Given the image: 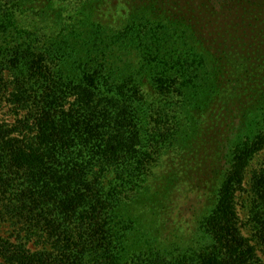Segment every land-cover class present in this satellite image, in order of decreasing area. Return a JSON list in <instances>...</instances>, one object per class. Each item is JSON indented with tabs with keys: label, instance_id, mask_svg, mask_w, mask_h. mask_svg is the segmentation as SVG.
Instances as JSON below:
<instances>
[{
	"label": "trees",
	"instance_id": "trees-1",
	"mask_svg": "<svg viewBox=\"0 0 264 264\" xmlns=\"http://www.w3.org/2000/svg\"><path fill=\"white\" fill-rule=\"evenodd\" d=\"M4 104L7 263L264 264V167L257 244L236 214L264 150V0H0ZM182 183L204 195L188 237L168 233Z\"/></svg>",
	"mask_w": 264,
	"mask_h": 264
},
{
	"label": "rangeland",
	"instance_id": "rangeland-1",
	"mask_svg": "<svg viewBox=\"0 0 264 264\" xmlns=\"http://www.w3.org/2000/svg\"><path fill=\"white\" fill-rule=\"evenodd\" d=\"M66 4V2H64ZM62 3V4H64ZM105 14V15H104ZM102 19L113 25H119L123 21L122 15L119 13L114 16L112 12H104ZM113 17V18H109ZM239 71L233 73L235 81L230 84L228 93L226 94V100L234 99L236 91L240 84H238ZM23 113L13 110L11 107H7L5 104L0 107V122L15 124ZM264 167V150L259 152L255 158L249 163L243 189L239 190L236 195V214H237V227L246 238L251 239L253 244H257L255 240L254 225L251 223V210L254 204L253 200V183L252 178L255 171ZM204 195L194 190L188 183L180 184L175 193V201L173 202V208L170 210V227L164 228V232L167 230L170 234L181 235L182 237H188L196 231V218L200 214L201 208H203ZM203 213V212H202ZM201 213V215H202ZM164 233L163 239L167 237ZM20 240V223L15 225V221L10 218H0V237L9 239L13 242H17V238ZM35 240H38L35 238ZM259 254L264 257V246L258 245ZM0 264H9L0 256Z\"/></svg>",
	"mask_w": 264,
	"mask_h": 264
}]
</instances>
